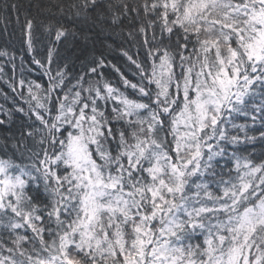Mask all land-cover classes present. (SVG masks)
Returning a JSON list of instances; mask_svg holds the SVG:
<instances>
[{
    "label": "snow or ice",
    "instance_id": "1",
    "mask_svg": "<svg viewBox=\"0 0 264 264\" xmlns=\"http://www.w3.org/2000/svg\"><path fill=\"white\" fill-rule=\"evenodd\" d=\"M35 8L0 104V264H264V0Z\"/></svg>",
    "mask_w": 264,
    "mask_h": 264
},
{
    "label": "trees",
    "instance_id": "2",
    "mask_svg": "<svg viewBox=\"0 0 264 264\" xmlns=\"http://www.w3.org/2000/svg\"><path fill=\"white\" fill-rule=\"evenodd\" d=\"M41 2V0H0V50H7L9 53L16 54V64L17 70L15 73L12 72L11 65L8 64L7 60L3 57H0V64H3L5 67V76L0 78V92L7 93L10 97L8 102H5L3 97L0 96V104H5L6 106H11V98L15 95L11 92V89L8 86L9 78L14 76L15 80H19L21 77V73L19 71V56L21 54V50L24 47V37L22 33V26L25 20V14L30 13L35 16L37 9L35 5ZM16 3L18 5L19 11H12L10 8L5 9V4ZM17 16H19V22H17ZM113 57L116 58L117 63L122 66V69L128 75L129 79H132L131 73L135 71L134 67L130 66L125 58L119 55L118 52H113L110 55V59ZM25 60L28 61L29 58L25 55ZM27 66V65H26ZM76 72L79 73V65L76 66ZM24 76L27 79H37L40 76L39 72H25ZM111 78L113 81H118V76L115 73H112ZM19 91V89H18ZM17 96V100H18ZM238 123L243 122V120L237 121ZM249 151H252L253 146L249 145ZM255 152H254V162L260 163V153L264 151V147L261 146L259 142L255 144ZM233 177H235V171H233ZM227 179V177H225Z\"/></svg>",
    "mask_w": 264,
    "mask_h": 264
}]
</instances>
